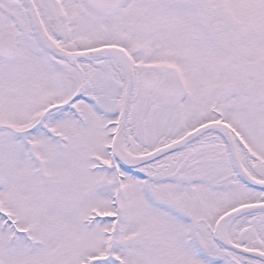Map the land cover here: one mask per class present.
I'll list each match as a JSON object with an SVG mask.
<instances>
[{"label": "snow or ice", "instance_id": "obj_1", "mask_svg": "<svg viewBox=\"0 0 264 264\" xmlns=\"http://www.w3.org/2000/svg\"><path fill=\"white\" fill-rule=\"evenodd\" d=\"M0 264H264V0H0Z\"/></svg>", "mask_w": 264, "mask_h": 264}]
</instances>
